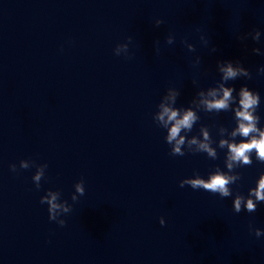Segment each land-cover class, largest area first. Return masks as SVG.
Wrapping results in <instances>:
<instances>
[{"label":"water","instance_id":"1","mask_svg":"<svg viewBox=\"0 0 264 264\" xmlns=\"http://www.w3.org/2000/svg\"><path fill=\"white\" fill-rule=\"evenodd\" d=\"M242 87L264 129V0H0V264H264V161L229 168L221 146L248 139ZM163 103L196 114L181 153ZM216 172L230 195L186 182Z\"/></svg>","mask_w":264,"mask_h":264},{"label":"clouds","instance_id":"2","mask_svg":"<svg viewBox=\"0 0 264 264\" xmlns=\"http://www.w3.org/2000/svg\"><path fill=\"white\" fill-rule=\"evenodd\" d=\"M259 35V33H257ZM223 72V79L229 80L235 78L239 73H245L246 70L243 68L235 67L231 62L221 66ZM233 89L221 85L219 89H211L208 92V97L205 98L204 103L209 110L211 109H226L229 107L230 101L234 98L232 96ZM239 107L236 109V118L238 121L237 127L232 132V136L240 135L247 137L248 139L241 140L239 143L228 142L221 140V146L225 144L228 146V167L232 168L233 163L248 164L251 162L250 154L253 150L256 151V156L259 160L264 161V129L259 128L258 120L259 117L254 115L255 109L259 103L258 93H254L247 87H242L239 93ZM175 94L172 96L174 102ZM158 119L167 127L169 125V131L167 140L170 144L174 142L173 152L181 153V145L184 144L185 137L181 135V130H190L193 123L197 119L195 112L192 109H187L181 113L178 109L173 108L169 103L161 104V111L158 114ZM205 140L198 142L194 137L190 143L198 144L200 150L206 151L210 156H215V149H213L209 143H207L208 132L204 130ZM21 166L24 168L28 167L27 161H22ZM11 169L15 170V165L11 166ZM43 174V168H40L36 173L34 179L39 182L41 175ZM235 177L229 176L222 172H216L209 176L207 180L202 178H194L186 181L190 183L193 188H204L211 192H218L221 196L230 195L229 183L233 182ZM77 190L83 192V188L78 185ZM256 201L264 200V177H262L254 191ZM49 203L50 219L54 220L57 216L58 210L62 207L57 202V194L51 193L50 198L44 197ZM241 206V198L238 197L235 201V208L239 211ZM247 208L253 210L255 207L254 201L249 199L247 201ZM68 209L64 207V211ZM63 225V221H60ZM259 235V232L257 233Z\"/></svg>","mask_w":264,"mask_h":264}]
</instances>
